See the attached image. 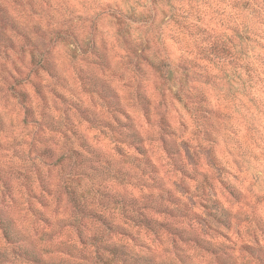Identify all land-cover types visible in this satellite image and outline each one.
<instances>
[{
	"label": "clouds",
	"instance_id": "clouds-1",
	"mask_svg": "<svg viewBox=\"0 0 264 264\" xmlns=\"http://www.w3.org/2000/svg\"><path fill=\"white\" fill-rule=\"evenodd\" d=\"M0 264H264V0H0Z\"/></svg>",
	"mask_w": 264,
	"mask_h": 264
}]
</instances>
